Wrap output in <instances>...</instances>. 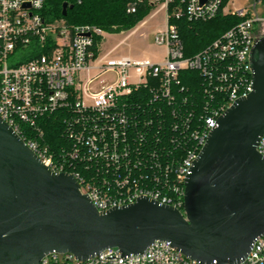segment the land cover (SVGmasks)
I'll use <instances>...</instances> for the list:
<instances>
[{
  "label": "built area",
  "instance_id": "obj_1",
  "mask_svg": "<svg viewBox=\"0 0 264 264\" xmlns=\"http://www.w3.org/2000/svg\"><path fill=\"white\" fill-rule=\"evenodd\" d=\"M140 3L149 5L150 11L155 9L153 14L164 15L165 26L153 37L155 45L165 48L158 64L129 57H101L106 33L95 26H67L62 21L46 20L41 15L44 0H0V118L53 174L71 175L80 193L99 212L131 205L141 197L177 210L183 207L185 175L208 133L235 100L251 92L249 53L255 39L263 35L264 18L249 10L231 12L222 0H135L127 5L126 13H135ZM218 13L235 15L240 21L202 54L184 58L175 25L169 21L182 17L208 21ZM183 69L200 71L220 98H213L218 104L208 110L199 131L184 127L196 145L174 169L165 168L172 173L174 183L170 197L139 187L132 179V168L141 163L131 162L127 146L119 147L118 141H124L126 127L133 120L117 101L145 85L149 78L159 80L167 97L170 85L178 83L177 74ZM104 76L111 78L102 79ZM52 114L66 125L63 137L69 144L61 145L57 152L43 143L37 124L40 117ZM256 152L264 158V133ZM69 161L84 164L83 168L96 176L108 174L112 182L105 177L97 185L86 182L78 173L79 166L68 165ZM38 264L199 263L184 257L168 242L155 241L138 255L122 256L117 249L109 248L81 261L70 253H50ZM238 264H264V233Z\"/></svg>",
  "mask_w": 264,
  "mask_h": 264
},
{
  "label": "water",
  "instance_id": "obj_2",
  "mask_svg": "<svg viewBox=\"0 0 264 264\" xmlns=\"http://www.w3.org/2000/svg\"><path fill=\"white\" fill-rule=\"evenodd\" d=\"M67 3L61 7L66 15ZM251 92L216 120L184 179L183 212L141 197L99 212L68 174H53L0 118V264L50 253L84 261L168 242L199 264H238L264 233V37L249 53Z\"/></svg>",
  "mask_w": 264,
  "mask_h": 264
},
{
  "label": "trees",
  "instance_id": "obj_3",
  "mask_svg": "<svg viewBox=\"0 0 264 264\" xmlns=\"http://www.w3.org/2000/svg\"><path fill=\"white\" fill-rule=\"evenodd\" d=\"M134 1L44 0L41 15L48 21H62L67 26L90 25L106 34H118L133 29L150 12L149 5L140 3L135 13L127 14V5ZM222 2L225 5L227 0ZM63 3H67L64 17L61 16ZM239 21L240 18L235 15L218 13L208 21H192L182 17L171 19L169 23L175 25L183 57L192 59L211 47ZM97 42H101V39H97ZM176 80L178 83L170 85L167 97L162 94L159 80L149 78L145 85L133 89L129 95L117 101L128 118L133 120L126 127L124 141H118L119 147L123 144L127 146L131 162L141 163V166L132 168V179L139 187L159 190L170 197L173 195L171 187L174 183L172 173L165 172V168L174 169L188 151L195 149L196 142L189 136V132L200 130L208 110L218 104L213 98H220L218 93H213L209 82L198 70L183 69L178 72ZM37 124L44 136L43 143L49 144L54 152L65 143L69 145L63 137L66 125L56 114L40 117ZM185 126L191 130H186ZM25 130L31 131L29 128ZM140 134L143 137H139ZM155 153L157 156L153 157ZM54 157L60 159L57 154ZM67 164L78 165V173L86 182L97 185L102 177L112 182L108 174L96 176L94 172L85 170L84 164L74 161ZM155 164H159V167ZM140 175H143L142 178ZM155 175L158 176L157 181ZM179 210L183 212L182 208Z\"/></svg>",
  "mask_w": 264,
  "mask_h": 264
},
{
  "label": "rangeland",
  "instance_id": "obj_4",
  "mask_svg": "<svg viewBox=\"0 0 264 264\" xmlns=\"http://www.w3.org/2000/svg\"><path fill=\"white\" fill-rule=\"evenodd\" d=\"M226 8L231 12L249 10L258 18H264V2L259 0H227ZM152 9L133 29L118 34H106L101 42V57L118 59L129 57L133 60H149L160 63L164 58L165 48L153 42L154 34L163 30L165 26L163 13L153 14ZM142 25L140 23L144 22ZM104 76L102 79H110Z\"/></svg>",
  "mask_w": 264,
  "mask_h": 264
},
{
  "label": "flooded vegetation",
  "instance_id": "obj_5",
  "mask_svg": "<svg viewBox=\"0 0 264 264\" xmlns=\"http://www.w3.org/2000/svg\"><path fill=\"white\" fill-rule=\"evenodd\" d=\"M264 37V28H263V35H262V37L261 38H263Z\"/></svg>",
  "mask_w": 264,
  "mask_h": 264
}]
</instances>
